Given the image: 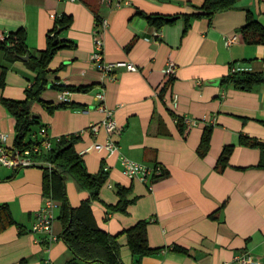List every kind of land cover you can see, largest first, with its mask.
<instances>
[{
	"label": "crops",
	"instance_id": "crops-1",
	"mask_svg": "<svg viewBox=\"0 0 264 264\" xmlns=\"http://www.w3.org/2000/svg\"><path fill=\"white\" fill-rule=\"evenodd\" d=\"M126 1L117 7V0H0V36L24 27L32 53L46 48L56 18L72 16V24L59 38L74 42L75 47L55 54L50 81L87 90L69 91L68 102L74 107L50 113L37 102L34 113L50 137L81 135L76 147L90 172L109 166L101 200L93 203L101 228L119 234L140 220L148 221L149 243L159 251L139 263L127 235L122 234L120 254L125 264H238L235 258L244 252L264 264L262 151L240 143L243 136L264 142V83L245 90L222 81L233 64L251 66V72L264 76V44L249 43L241 32L247 10L264 25V0H240L212 19L196 18L186 33V21L180 17L164 25L160 36H154L155 27L140 11L180 15L192 12L191 4L204 0H181L183 5ZM102 19L109 22L103 31L96 24ZM100 32L105 60L134 63L138 70L117 67L116 78L110 80L96 69L92 55ZM168 61L176 64L171 78L163 73ZM1 74L5 84L0 86V131L8 134L11 149L15 118L3 98H25L36 73L23 60L7 61L0 49ZM217 79V84L208 83ZM101 91L105 105L115 114L113 132L102 124L106 114L98 108L96 96ZM61 96L62 91L51 86L42 95L54 103L63 102ZM191 119H197V125L186 123ZM209 129V149L201 155L200 143ZM110 138L117 145L111 157L86 151L92 143ZM226 145H234V150L229 164L219 170L217 161ZM121 155L149 166L160 164L165 174L150 188V183L123 172ZM120 186L130 188L132 203L127 212H108V206L120 200ZM66 191L73 206L89 196L71 179L66 181ZM56 202L52 232L57 239L51 240L47 233L32 231L44 205L43 169L0 166V205L9 204L23 229L20 233L18 225H11L0 232V264H44L46 260L66 264L74 258L61 238V207Z\"/></svg>",
	"mask_w": 264,
	"mask_h": 264
},
{
	"label": "trees",
	"instance_id": "trees-1",
	"mask_svg": "<svg viewBox=\"0 0 264 264\" xmlns=\"http://www.w3.org/2000/svg\"><path fill=\"white\" fill-rule=\"evenodd\" d=\"M240 0H204L201 4H191L192 12H184L180 15H164L157 13H140L147 21L157 29L174 22L180 17L186 21L184 33H186L192 21L196 18L213 16L223 10L230 9ZM248 16L241 32L249 43L264 44V25L254 19L247 10ZM172 18V19H171ZM72 24V16L64 14L56 18L55 26L47 34V46L35 53L30 51L27 43V31L20 27L0 36V49L4 52L5 59L9 62L22 60V56L29 55L25 64L36 73L34 82L26 89L23 99L3 98V103L15 118L14 147L25 149L33 145H39L40 151L33 154L37 163L34 166L43 169V196L51 197L60 202V220L63 226L61 238L74 253V258L66 264H82V262H98L100 264H125L120 254L119 237L127 235L129 249L140 263L143 257L159 251L150 245L148 240V221L140 220L119 234H111L101 228L93 213V203L101 200L100 192L107 181L108 174L103 169L98 172H90L82 155L77 150L76 144L80 141L79 133L61 135L59 140H53L50 148H43L41 144L45 136L39 134V130L45 124L33 111L35 103H41L50 113L57 109L74 107L70 102L54 103L43 99L44 91L49 88L69 91L87 90L83 86L63 85L50 81L52 73L50 62L55 54L63 49L74 48L75 43L67 39H60L59 33ZM223 83L233 84L245 90L264 83V76L258 72L230 73ZM5 84V74L0 75V86ZM211 138V129L206 130L202 137L199 152L205 155L208 152ZM240 143L258 147L262 151L260 166L264 167V142L249 136H243ZM234 150V145H226L217 161V168L223 170L228 164ZM73 180L77 188L88 192L89 196L78 206L71 205L66 191V181ZM130 188L119 187L120 200L115 205L108 206V212H127L132 200L128 198ZM11 225H18L20 233H23L22 225L13 217L8 203L0 205V232Z\"/></svg>",
	"mask_w": 264,
	"mask_h": 264
},
{
	"label": "built area",
	"instance_id": "built-area-1",
	"mask_svg": "<svg viewBox=\"0 0 264 264\" xmlns=\"http://www.w3.org/2000/svg\"><path fill=\"white\" fill-rule=\"evenodd\" d=\"M126 0H117L116 6L120 7L123 4H126ZM96 24L101 30H105L109 25L107 19H102L97 21ZM101 31V32H102ZM95 37L94 45L95 49L92 55L93 64L107 79L114 80L115 77V68L117 67H126L128 70H138V66L134 63H129L125 61H107L104 58V41L101 35ZM160 29L155 28L154 36H160ZM235 40L230 38L228 42ZM176 71V64L174 61H168L166 67L163 69V73L170 78L174 76ZM252 71L251 66L233 64L230 67V73H242ZM69 90H62L61 100L66 102L68 101L67 95ZM97 99L100 101L98 108L103 110L106 114L102 124L105 126L107 131L113 132L117 128V121L115 118L114 111L108 108L105 105V94L103 91L97 93ZM178 100V95L175 94L173 102L176 104ZM186 123L189 125H197V119L186 120ZM39 134L45 136L41 147L47 149L52 146L53 140H59L61 136L50 137L48 135L47 126H42L39 130ZM9 137L8 134L0 131V166H7L12 168H22L28 166H34L37 161L34 160L33 154L40 151L39 145H33L32 147H27L25 149L20 148H8L7 141ZM97 150L99 152H105L108 157H111L114 152L117 150V145L115 141L110 138L104 143L94 142L92 143L86 151ZM120 163L122 166L123 172L130 178H137L142 181L150 183V188L152 187L154 181L165 174L164 168L162 165L157 164L155 166H149L148 164L133 160L125 155L120 156ZM103 169L107 171L109 166L105 164ZM57 202L51 197H44V205L36 214V220L32 226V231L34 232H44L50 236V239H57V237L52 232V222L53 215L52 209L56 207ZM235 260L238 264H257V261L249 252H244L236 256ZM44 264H53L50 260H46Z\"/></svg>",
	"mask_w": 264,
	"mask_h": 264
},
{
	"label": "water",
	"instance_id": "water-1",
	"mask_svg": "<svg viewBox=\"0 0 264 264\" xmlns=\"http://www.w3.org/2000/svg\"><path fill=\"white\" fill-rule=\"evenodd\" d=\"M162 1L172 2V3L178 4V5H183L184 4V2L181 1V0H162ZM29 58H30V56L28 54L25 55V56H22V60L23 61H27V60H29ZM208 83H210V84H217L218 83V79L217 80H211Z\"/></svg>",
	"mask_w": 264,
	"mask_h": 264
},
{
	"label": "rangeland",
	"instance_id": "rangeland-1",
	"mask_svg": "<svg viewBox=\"0 0 264 264\" xmlns=\"http://www.w3.org/2000/svg\"><path fill=\"white\" fill-rule=\"evenodd\" d=\"M87 264H98L97 262L87 263Z\"/></svg>",
	"mask_w": 264,
	"mask_h": 264
}]
</instances>
